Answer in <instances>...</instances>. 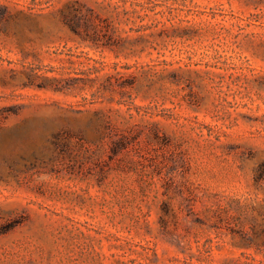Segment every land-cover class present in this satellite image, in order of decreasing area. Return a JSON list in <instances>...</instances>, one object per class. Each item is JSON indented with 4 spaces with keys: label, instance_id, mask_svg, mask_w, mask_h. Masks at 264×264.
Instances as JSON below:
<instances>
[{
    "label": "rangeland",
    "instance_id": "374dc122",
    "mask_svg": "<svg viewBox=\"0 0 264 264\" xmlns=\"http://www.w3.org/2000/svg\"><path fill=\"white\" fill-rule=\"evenodd\" d=\"M0 264H264V0H0Z\"/></svg>",
    "mask_w": 264,
    "mask_h": 264
}]
</instances>
